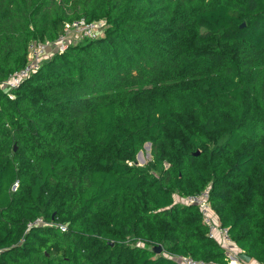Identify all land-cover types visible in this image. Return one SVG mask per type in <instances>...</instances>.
<instances>
[{"label": "trees", "instance_id": "16d2710c", "mask_svg": "<svg viewBox=\"0 0 264 264\" xmlns=\"http://www.w3.org/2000/svg\"><path fill=\"white\" fill-rule=\"evenodd\" d=\"M79 18L105 35L11 98L1 85L30 43ZM207 187L264 262V0H0V264H230L179 200Z\"/></svg>", "mask_w": 264, "mask_h": 264}, {"label": "built area", "instance_id": "2783aa9c", "mask_svg": "<svg viewBox=\"0 0 264 264\" xmlns=\"http://www.w3.org/2000/svg\"><path fill=\"white\" fill-rule=\"evenodd\" d=\"M107 27L105 19L96 21H87L85 18L75 19L72 22L66 24L65 33L54 41H33L29 45L28 60L26 64L14 71L9 77L2 83V89L10 94L11 90L20 86L27 78L36 73L42 67L43 63L51 59L55 54L64 52L70 45L71 40L76 38H91L95 39L100 37L101 31ZM13 96V97H12ZM181 202L195 205L199 208L204 224L208 228V236L219 242L221 247L225 250L227 255V261L230 264H264V262L251 260L246 263L239 257V250L232 241L228 229L224 228L221 224L218 214L213 209L210 201V188L207 187L201 192L191 193L182 198H179ZM46 222L42 218H38L32 225H42ZM62 230L66 229V226L61 225ZM173 257L181 264H223L216 261H206L202 259L194 258L190 255H178Z\"/></svg>", "mask_w": 264, "mask_h": 264}, {"label": "rangeland", "instance_id": "374dc122", "mask_svg": "<svg viewBox=\"0 0 264 264\" xmlns=\"http://www.w3.org/2000/svg\"><path fill=\"white\" fill-rule=\"evenodd\" d=\"M106 28H104L103 31H101L100 33V37L104 36L106 33ZM83 38H76L74 37V39L71 40L70 44H76L78 42H80ZM12 94V93H11ZM13 95V94H12ZM14 96V95H13ZM12 96V97H13ZM151 159V144L147 143L144 146V149L141 151V154H138V162L140 165L146 164L149 160ZM216 212V211H215ZM50 223V222H49ZM47 223V224H49ZM65 226V225H64ZM134 243H140V239L136 240Z\"/></svg>", "mask_w": 264, "mask_h": 264}, {"label": "water", "instance_id": "95a60500", "mask_svg": "<svg viewBox=\"0 0 264 264\" xmlns=\"http://www.w3.org/2000/svg\"><path fill=\"white\" fill-rule=\"evenodd\" d=\"M245 26H246V23L243 22L241 24V27H245ZM15 150H16V148H15ZM139 154H141V151L139 152ZM196 154H198V152ZM154 249H155V252H157V253H161L163 251V249L160 245L156 246ZM238 255L246 263H249L252 260V256L250 254L244 252V251H240Z\"/></svg>", "mask_w": 264, "mask_h": 264}]
</instances>
